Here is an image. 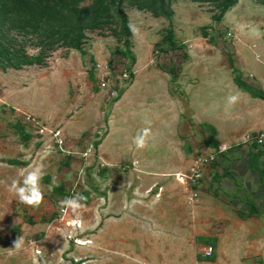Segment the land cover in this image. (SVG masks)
Masks as SVG:
<instances>
[{"label":"rangeland","instance_id":"rangeland-1","mask_svg":"<svg viewBox=\"0 0 264 264\" xmlns=\"http://www.w3.org/2000/svg\"><path fill=\"white\" fill-rule=\"evenodd\" d=\"M111 1L75 0L52 24L7 16L25 26L3 42L31 83L24 106L33 111L23 123L0 114V264H264V180L238 176L229 167L237 153L216 154L211 126L244 106L231 92L237 72L248 82L249 71L264 75V0H122L136 35ZM38 54L40 64L23 65ZM145 128L147 145L136 150ZM214 154L190 184L197 158ZM30 165L45 173L39 207L7 191ZM77 193L82 209L61 207ZM18 237L22 248L11 249Z\"/></svg>","mask_w":264,"mask_h":264},{"label":"crops","instance_id":"crops-1","mask_svg":"<svg viewBox=\"0 0 264 264\" xmlns=\"http://www.w3.org/2000/svg\"><path fill=\"white\" fill-rule=\"evenodd\" d=\"M15 72L16 70L14 69H7L6 71H2L0 69V114H6L5 111L11 113L12 116L13 114H16L19 119L17 121L19 123H23L24 118L29 116L30 112L33 111L28 110V108L24 106L25 104H27L25 98L26 93L29 91L27 90L29 89L27 86H29L31 83L27 79H21L22 73L18 74L19 72ZM25 74H27V72H25ZM25 74L23 73L24 77ZM249 75L252 76L253 82L244 80L242 77L243 75L241 76L239 75V72H237L236 83L233 82L231 84V92L240 97V99L243 101L244 106L237 109L235 108L236 110H233L234 108L232 107L231 109H229L230 111H227L224 113V115H221V122H213V125L211 126L215 131L214 139L218 144L217 150L221 146H225L227 149V152H224L225 154L228 153L229 155H231L230 152L238 154V157L236 159H231L229 167H232L235 170L236 167H239L241 169V172L238 170L236 171L238 176L244 175V173L242 172L245 171V175L246 173L252 176L256 175L257 177H260L262 178V180H264V154L260 153L261 155L259 156L251 152L249 153L247 150V146H244L242 144L244 137L248 135H254L264 130V75H258L251 71H249ZM240 81H244L241 83H246L243 84L245 87L242 88L246 90L240 89ZM103 89H105V87H103ZM94 91L95 93L93 95L96 96L101 90L99 91L98 89ZM15 95H18L20 98L22 97L23 100L19 99L18 96L16 98ZM12 109L15 111H13ZM155 112V118L157 117L156 120H159L163 117L162 115H160L161 112L159 109H157ZM162 133L163 132L160 131V128H157V132H154V135L160 136V134ZM160 138L153 139L152 143L153 141L156 143H154L153 145H160L159 142L162 140ZM119 142L120 140H118L117 143L109 142V144H111V146L109 147L111 149L110 151L117 150V148L120 147L122 148L123 143L120 145ZM117 145L118 147H116ZM209 171L210 170L206 171L205 173L208 177ZM155 181V178H153V183H155ZM143 193L145 192L143 191Z\"/></svg>","mask_w":264,"mask_h":264},{"label":"trees","instance_id":"trees-1","mask_svg":"<svg viewBox=\"0 0 264 264\" xmlns=\"http://www.w3.org/2000/svg\"><path fill=\"white\" fill-rule=\"evenodd\" d=\"M10 3H2L0 6V65L9 66L13 69H19L20 65H16L15 62H11L9 55V48L4 45L3 41H6V32L8 29H19V31L26 32L25 26L20 25L17 18H13L9 21L7 16L9 14L24 15V20L26 25H30L32 20L37 21L38 17L43 18L48 24L58 23L64 21L65 12L64 9L70 7L75 0H9ZM32 1L33 4L30 2ZM122 0H112L111 3L115 9L116 14L120 17L121 22L124 27L128 29L125 21V15L121 9ZM229 3L234 4V0H229ZM58 4V8L55 6ZM35 5V6H34ZM39 20V19H38ZM41 21V20H40ZM14 23L15 25L9 27V23ZM32 31L35 33L39 29L38 26L32 25ZM55 32V31H54ZM45 37H51L53 33L47 28L45 31ZM51 33V34H50ZM10 44V43H9ZM4 45V46H3ZM79 42H74L71 47L79 48ZM40 64V54L35 58H29L23 65H38ZM2 70L5 68L1 67Z\"/></svg>","mask_w":264,"mask_h":264},{"label":"clouds","instance_id":"clouds-1","mask_svg":"<svg viewBox=\"0 0 264 264\" xmlns=\"http://www.w3.org/2000/svg\"><path fill=\"white\" fill-rule=\"evenodd\" d=\"M129 29L136 35L139 29L134 23L129 24ZM238 97L235 95L227 98V104L229 106L237 102ZM150 131L148 128L141 130L135 137H133V144L137 149H143L146 147ZM264 141V137L261 138ZM44 169L40 166L30 165L20 180L12 179L7 184V191L12 195L16 196L20 203L29 207H39L44 200V191L42 189V181L44 178ZM55 179H53V185ZM53 185H49L51 188ZM86 197L82 194H75L70 197L64 198L60 203L61 207H67L72 209L74 212L82 209ZM23 246V238L18 237L14 241V246L11 249L20 250Z\"/></svg>","mask_w":264,"mask_h":264},{"label":"built area","instance_id":"built-area-1","mask_svg":"<svg viewBox=\"0 0 264 264\" xmlns=\"http://www.w3.org/2000/svg\"><path fill=\"white\" fill-rule=\"evenodd\" d=\"M126 74L123 75V77L126 78ZM102 87L105 86V84H101ZM59 133H53V138L54 141L58 144L61 145V139L59 138ZM262 137H264V130L254 134V135H248L244 137L242 144L247 145V146H252V147H258L261 149H264V141H262ZM226 151L225 146H221L218 149V152L216 154H220L222 152ZM215 154L208 156V157H203V158H197V160L194 162V165L190 169V174L185 175L186 178L188 179V182L192 185H196L198 182L200 183V180L203 178V170L206 168L208 165L212 163V161L215 159ZM211 251V248H209V252Z\"/></svg>","mask_w":264,"mask_h":264},{"label":"bare ground","instance_id":"bare-ground-1","mask_svg":"<svg viewBox=\"0 0 264 264\" xmlns=\"http://www.w3.org/2000/svg\"><path fill=\"white\" fill-rule=\"evenodd\" d=\"M176 176H178V177H180V175H176ZM179 180H180V178H179ZM74 224V222L72 223V222H70L69 223V225H73ZM76 224V223H75ZM67 225V224H66ZM75 226H77V225H75ZM89 242H82V241H80V242H77V244L79 245V246H85V245H87Z\"/></svg>","mask_w":264,"mask_h":264}]
</instances>
